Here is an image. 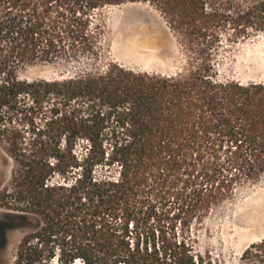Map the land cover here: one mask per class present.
<instances>
[{"label": "trees", "instance_id": "trees-1", "mask_svg": "<svg viewBox=\"0 0 264 264\" xmlns=\"http://www.w3.org/2000/svg\"><path fill=\"white\" fill-rule=\"evenodd\" d=\"M126 3L161 13L186 68L21 75L100 60V11ZM261 32L264 0H0V146L14 163L0 208L25 229L11 264H220L198 231L264 179V81L218 67ZM242 258L264 262V238Z\"/></svg>", "mask_w": 264, "mask_h": 264}, {"label": "rangeland", "instance_id": "rangeland-1", "mask_svg": "<svg viewBox=\"0 0 264 264\" xmlns=\"http://www.w3.org/2000/svg\"><path fill=\"white\" fill-rule=\"evenodd\" d=\"M100 13L105 28L100 60L39 63L23 70L21 75L31 79L63 78L109 61L162 74L186 68L184 47L161 13L150 4L110 5ZM218 68L222 79L264 81V32L239 42L222 57ZM13 165L11 156L0 146V189L9 186ZM199 228L198 250L209 252L220 264H263L255 259L245 260L242 255L250 244L264 238V179L239 190L233 200L213 211ZM24 234V228L14 227L9 211L0 208V264L12 263ZM50 264L59 263L54 260Z\"/></svg>", "mask_w": 264, "mask_h": 264}, {"label": "bare ground", "instance_id": "bare-ground-1", "mask_svg": "<svg viewBox=\"0 0 264 264\" xmlns=\"http://www.w3.org/2000/svg\"><path fill=\"white\" fill-rule=\"evenodd\" d=\"M75 263H81V264H83L81 261H79V260H77Z\"/></svg>", "mask_w": 264, "mask_h": 264}]
</instances>
